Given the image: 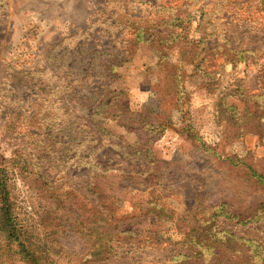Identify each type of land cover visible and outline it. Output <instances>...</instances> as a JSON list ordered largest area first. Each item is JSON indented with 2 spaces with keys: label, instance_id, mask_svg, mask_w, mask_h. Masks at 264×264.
<instances>
[{
  "label": "rangeland",
  "instance_id": "374dc122",
  "mask_svg": "<svg viewBox=\"0 0 264 264\" xmlns=\"http://www.w3.org/2000/svg\"><path fill=\"white\" fill-rule=\"evenodd\" d=\"M192 1L190 37L199 36L205 12L218 7L225 18L221 33L252 50L247 61L225 63L206 51L197 67L178 61L179 45L162 57L156 39L137 42L134 27L156 20L152 4L182 6L186 0H119L124 9L117 0H0V168L9 174L18 218L53 264H210L185 258L192 253L184 245L190 226L211 222L223 198L248 205L261 193L246 187L244 178L247 165L264 168V118L261 128L239 137L237 124L220 123L216 115L222 96L241 114L238 124L249 127L253 111L264 107L259 0ZM115 98L127 120L143 118L148 156L125 154L123 147L136 146L137 138L106 117L103 102ZM111 168L161 180L145 190L119 183L108 194L101 183ZM157 184L162 198L154 200L150 190ZM51 185L79 189L95 203L100 195L115 210V222L129 232L112 241L111 255H93L99 241L73 226V218L46 236L39 221L56 206ZM199 198L205 209L194 216ZM237 232L264 245V219Z\"/></svg>",
  "mask_w": 264,
  "mask_h": 264
},
{
  "label": "trees",
  "instance_id": "16d2710c",
  "mask_svg": "<svg viewBox=\"0 0 264 264\" xmlns=\"http://www.w3.org/2000/svg\"><path fill=\"white\" fill-rule=\"evenodd\" d=\"M118 1V7L124 9V4ZM193 4L192 0H186L182 6L152 4L157 9L156 20L153 18L149 22L155 23L154 26L152 27L145 20L138 27H134L136 30L133 34L134 38L137 42L156 39L160 43L159 51L162 57L168 56V49L179 45L178 48L181 50L178 61H185L190 64L192 62L197 67L201 66L203 60L206 59V51L209 52L210 56H221L225 63L237 64L247 61L252 55V50L234 46L231 40L221 33V29L224 26L222 21L225 18L218 13V7L205 12L204 18L196 28L199 36L197 35V38L190 37L189 31L193 24ZM258 4L260 12L264 14V0H259ZM135 20L142 21L141 19ZM137 22L133 21L131 25ZM163 27H165V30L170 31H165V34L162 31H157V28ZM219 32L222 36H220ZM210 41H213V43L210 44ZM222 41H224V44H221ZM200 46L203 48L201 52L205 54H202L201 61H196ZM181 69L179 66L177 71L180 72ZM178 73L176 72L177 76H173L177 78L175 87L179 91L182 80H179L180 73L179 75ZM261 78L263 79L264 91V69L262 70ZM226 98L227 96H222L217 101V119L220 123L225 118L229 122L237 124L238 129L235 132L237 136L242 137L250 129H257L263 126L261 124L264 118V107L258 106L253 111L252 120L255 121V124L249 127L244 124H238L241 114L236 111L235 105L226 104ZM114 103H117L116 98L111 103L103 102V107L108 108L106 117L119 121L127 132H134L137 138L136 146L123 147L125 154L148 156V150L145 148L147 131L146 126L142 123L143 118L138 116L134 119L130 118L129 120L134 121L131 124L126 119L128 112H119L120 106L116 104V108H114ZM155 125L157 126L156 123H152L151 127L153 128ZM144 173L124 168H111L109 170L110 178L102 182L103 184L101 183V185L105 192L112 194L114 186L119 183H134L145 190L146 187L143 186L148 185L150 182L158 183L161 180L157 176L153 181H148V179L143 178ZM8 178L9 174L7 171L0 168V206L2 205L0 207V234L5 235V239H1L0 236V264H6V261L15 264L17 262L13 260L15 257H19L23 263L53 264V259L48 257L47 254H45L44 258L42 256L43 253L48 252V249L43 248L41 244L34 240L33 233L29 230V227L18 218L21 212L15 208L14 203L11 201ZM244 184L252 190H260L261 193L257 194L248 205H245L244 201L241 200L230 202L223 198V201L217 205L214 219L211 222L206 225L190 226L186 232L184 245L188 246L192 253L191 255L185 254V258L198 259L210 264H264L263 243L256 238L246 237L241 232H237L239 227L246 228L264 219V168L260 171L247 165ZM157 186L158 184L150 190L154 200L162 198ZM51 187L54 192L56 206L50 210L43 211L39 221L40 227L46 232V236L50 232L55 233V228L58 225L60 226L64 221L70 222V218H73L74 220L71 222L73 226L86 233L90 237V241H99L93 245V255H111L115 250L112 241L117 242L121 234L129 232L120 229L117 222H115L114 218H118L115 210L109 209L102 202L100 195L97 197L98 203H95L79 189L74 188V190L65 191L61 186L51 185ZM196 205L191 210L194 216L202 209H205V203L200 198L197 200ZM182 218H185V216ZM182 262L184 264L186 261Z\"/></svg>",
  "mask_w": 264,
  "mask_h": 264
}]
</instances>
